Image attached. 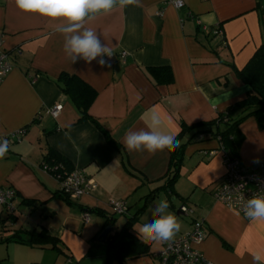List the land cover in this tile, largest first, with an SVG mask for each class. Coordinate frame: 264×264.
I'll return each mask as SVG.
<instances>
[{"label": "crops", "instance_id": "1", "mask_svg": "<svg viewBox=\"0 0 264 264\" xmlns=\"http://www.w3.org/2000/svg\"><path fill=\"white\" fill-rule=\"evenodd\" d=\"M185 3L183 10H176L164 0H135L86 19L83 27L113 49L115 63L101 66L96 60L73 62L65 54L62 22L22 13L14 0H0V34L13 66L0 85V138L24 131L22 140L0 158V188L17 193L13 215L0 207V264H65L68 259L74 264H106V245L96 238L105 220L91 213L85 223L83 214L99 210L110 215L111 202L126 201L125 224L133 220L145 198L161 186L171 161L169 146L154 153L129 151L126 135L147 130L146 114L153 111L161 130L175 129L179 135L181 123H209L246 99L250 89L230 66L242 70L264 46V0ZM197 21L210 29L220 27L224 43L205 33ZM156 68H170L173 82L158 84L149 70ZM63 74L77 76L97 92L88 119H82L74 101L63 93ZM56 105L62 111L54 118L50 110ZM240 131L241 163L252 167L264 161V130L249 118ZM204 139L186 148L175 206L169 207L181 223L180 231L169 241H153L140 232L141 225L156 216L152 210L159 195L168 200L161 192L134 226V235L149 245V254L123 264H158L155 256L164 243L189 233L195 221L203 223L206 232L195 248L208 262L259 264L254 254L264 257V220H246L215 200L225 174L223 149L217 139ZM51 149L96 185L90 194L71 201L72 206L56 198L59 183L41 167ZM182 205L192 215H178ZM123 226L116 222L114 229ZM42 230L59 241L61 252L14 240Z\"/></svg>", "mask_w": 264, "mask_h": 264}, {"label": "trees", "instance_id": "2", "mask_svg": "<svg viewBox=\"0 0 264 264\" xmlns=\"http://www.w3.org/2000/svg\"><path fill=\"white\" fill-rule=\"evenodd\" d=\"M230 67L233 69L236 77L250 89L246 99L228 108L225 113L218 114L217 117L209 123H200L192 126L181 123V131L177 136L179 146H169L171 161L167 176L161 186L145 198L143 208L133 220H129L121 230L116 231L114 227L117 222L116 216H118V214L112 211V209L110 215H106L99 210L87 211L105 220L103 231L96 237L99 241L101 234L107 227H111L112 230L114 229L105 243L106 264H123L126 260L149 254V245L134 235V226L139 222L140 214L146 210L147 206H149L161 192L167 193L169 207L172 209L174 208L175 197H177L175 185L180 178L185 150L188 146L198 143L204 138H206V140L217 139L221 148L226 153L240 160L239 150L244 142V136L240 131L241 125L247 119L254 118L259 127L264 130V46L257 50L255 55L242 70H238L232 65ZM149 70L158 84H171L173 82L170 68ZM59 83L63 93L74 101L82 119H88V109L95 100L97 92L77 76L63 74L60 77ZM239 112L243 114V117L236 116ZM103 133L110 145L117 149V145L113 142L109 134L105 131ZM44 162L51 165H62L67 171H72L71 164L67 158L54 149L49 151L48 155L44 158ZM55 196L63 200L68 206H72L70 198L61 191H58ZM121 202L125 203L127 211L120 216H126L129 206L126 201ZM180 207L176 210L178 215H180L178 211ZM14 240L17 243L28 245L33 248L61 252V249L58 247L59 241L49 236L46 230H42L39 233H27L24 238L17 236L14 237ZM72 264H74L73 261Z\"/></svg>", "mask_w": 264, "mask_h": 264}, {"label": "clouds", "instance_id": "3", "mask_svg": "<svg viewBox=\"0 0 264 264\" xmlns=\"http://www.w3.org/2000/svg\"><path fill=\"white\" fill-rule=\"evenodd\" d=\"M19 11L25 14H35L52 22H62L64 27L59 31L64 36V52L73 61L83 60L91 63L96 60L101 66H106V58L113 56L109 43L102 46L100 36L92 29L83 27L86 19L98 14H107L114 7L123 8L133 4L135 0H14ZM148 115L147 130L130 132L126 135L125 145L129 151L144 150L154 153L168 146H179L175 129L161 130V120L153 111ZM9 150V141L0 139V158ZM115 178H113V185ZM156 216L146 220L140 227L141 234L153 241L172 240L181 229L177 217L169 211L167 199H160L152 210ZM246 217L264 220V196H256L244 207ZM253 259L264 264L260 253Z\"/></svg>", "mask_w": 264, "mask_h": 264}, {"label": "built area", "instance_id": "4", "mask_svg": "<svg viewBox=\"0 0 264 264\" xmlns=\"http://www.w3.org/2000/svg\"><path fill=\"white\" fill-rule=\"evenodd\" d=\"M164 2L175 8L183 10L186 7L185 0H164ZM197 24L201 29L213 38L220 39L224 43L223 32L220 27L210 29L203 26L200 21ZM5 36L0 34V85L4 79L11 73L13 66L11 64V54L5 50ZM21 55V51H17ZM126 54H122L121 61L125 64ZM107 65L115 63L114 55L106 58ZM62 111L61 105H56L50 110L51 115L57 118ZM24 136V131L13 133L6 139L9 141V150L20 142ZM223 152V162L225 174L219 188L214 193L215 200L229 210L238 213L246 220H252L246 217L244 207L247 200L264 196V161L255 164L252 167L244 166L239 159L232 157L230 154ZM44 172L54 178L60 186V191L70 198L71 201H77L90 194L96 189L94 182L78 170L67 171L62 165H51L44 162L42 164ZM17 193L11 188H0V207L4 208L9 215L15 213L14 201ZM112 211L118 215H123L126 211L125 203L121 201H113L110 204ZM183 217L192 215L191 210L187 206H181L178 210ZM85 223L91 220L90 213L83 214ZM204 224L195 221L193 229L184 235L179 236L171 242H165L163 250L155 256L158 264H212L208 262L204 256L196 250V246L200 245L206 236ZM65 264H72V260L68 259Z\"/></svg>", "mask_w": 264, "mask_h": 264}, {"label": "water", "instance_id": "5", "mask_svg": "<svg viewBox=\"0 0 264 264\" xmlns=\"http://www.w3.org/2000/svg\"><path fill=\"white\" fill-rule=\"evenodd\" d=\"M111 232H112V228H111V227H107V228L104 230V232L101 234V236H100V241H101L103 244L106 243V241H107L109 235L111 234Z\"/></svg>", "mask_w": 264, "mask_h": 264}, {"label": "rangeland", "instance_id": "6", "mask_svg": "<svg viewBox=\"0 0 264 264\" xmlns=\"http://www.w3.org/2000/svg\"><path fill=\"white\" fill-rule=\"evenodd\" d=\"M165 195H166V194H165ZM157 198H158V197H157ZM157 198H156V200H157ZM159 198H160V199H165L164 196L161 197L160 195H159ZM156 200H155V201H156ZM152 203H154V201H153ZM152 203H151V204H152ZM116 217H117V224H118V226H121V225L123 226V225L125 224V217L120 216V215H118V216H116ZM94 218H95V216H94ZM104 264H105V263H104Z\"/></svg>", "mask_w": 264, "mask_h": 264}]
</instances>
